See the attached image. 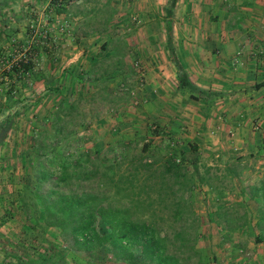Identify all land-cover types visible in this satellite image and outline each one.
<instances>
[{
  "label": "rangeland",
  "instance_id": "obj_1",
  "mask_svg": "<svg viewBox=\"0 0 264 264\" xmlns=\"http://www.w3.org/2000/svg\"><path fill=\"white\" fill-rule=\"evenodd\" d=\"M160 1L0 0V263L130 264L98 259L101 250L92 259L75 253L58 228L43 221L35 227L39 218L26 217L40 208L31 204L33 197L25 187L28 181L33 188L40 163L57 173L60 162L87 150L105 160L119 159L121 151L158 164L184 158L186 175L194 172V187L186 191L168 176L169 196L158 202L153 219L165 228L185 225L202 253V264H230L227 257L232 250L247 246L260 231L259 226L241 224L228 231V239L237 246L220 241L227 231L215 213L222 205L232 209L235 201L231 175L238 169H227L230 153H200L195 141L201 143V136L190 137L191 131L177 126L183 123L179 117L164 111L161 117L151 114L155 103L143 73L151 48L159 41L166 44L169 0ZM61 7L65 10L58 12ZM158 29L163 32L161 40L154 33ZM17 61L30 63L33 75L14 71ZM164 103L174 112V106ZM187 144L191 151L183 155ZM130 157L124 159L120 172L129 171ZM198 175L211 187L199 183ZM102 177L99 173L86 180L73 179L69 187L98 193L104 203L120 204L113 186L102 182ZM177 204L183 215L173 220L171 208ZM146 211L141 207L138 214ZM244 213L248 222L250 211L240 209L236 215ZM48 255L53 262L37 261Z\"/></svg>",
  "mask_w": 264,
  "mask_h": 264
},
{
  "label": "crops",
  "instance_id": "obj_2",
  "mask_svg": "<svg viewBox=\"0 0 264 264\" xmlns=\"http://www.w3.org/2000/svg\"><path fill=\"white\" fill-rule=\"evenodd\" d=\"M167 14L166 44L151 48L143 73L155 103L151 114L179 117L183 123L173 124L191 131L190 137L201 136L198 147L192 144L200 153H230L227 169H238L231 175L233 203L252 213L246 224L262 222L264 229L258 214L264 209V0H175ZM154 33L161 40L163 32ZM176 62L193 88L179 86ZM183 149V155L191 151L189 144ZM220 241L227 243L224 233ZM232 251L230 264H264V238L248 239L247 246Z\"/></svg>",
  "mask_w": 264,
  "mask_h": 264
},
{
  "label": "trees",
  "instance_id": "obj_3",
  "mask_svg": "<svg viewBox=\"0 0 264 264\" xmlns=\"http://www.w3.org/2000/svg\"><path fill=\"white\" fill-rule=\"evenodd\" d=\"M174 2L175 0H169L168 12L171 11ZM56 10L63 12L65 9L61 7ZM29 64L17 61L13 70L24 72L23 74L29 71L33 75L34 72ZM176 65L179 70V86L193 88L185 80L186 74L182 66L178 62ZM77 154L71 159H66L67 162H60V171L57 173L49 169L50 167L48 168L45 163H40V168L35 169L37 181L33 188H30L28 181L26 182L25 187L34 200L31 204L40 206L39 209L35 207L33 212L26 214L27 218H39L33 222L35 227L41 226L40 221H43L46 226L58 228L71 251L82 253L90 259L95 257L97 250H101L100 254L97 253L98 259L109 258L114 263H203L202 253L195 246V239L193 241L190 239L185 225H170L165 228L153 219L158 202L161 203L164 197L166 199L169 196L166 190L168 176L172 178L173 183L186 188V191L194 187L192 183L194 172L186 175L184 158L178 160L171 158L158 164L155 161H144L141 156L132 157L123 151L117 160H105L88 150ZM128 157L131 168L127 173L120 172L122 162ZM193 171L197 174L196 165ZM99 173L103 176L102 182L113 186V195L120 199V204L104 203L98 193L69 187L73 179L86 180ZM196 178L199 183H206L203 175H198ZM206 184L211 187L208 182ZM121 199H125L124 203H121ZM25 205L29 206L26 202ZM179 206L177 204L176 207L171 208L170 216L173 220L183 215ZM231 206L232 209H229L222 205V208L215 213L218 219L223 221L227 231L224 233V238L227 240H231L228 239L230 236L228 231L236 230L241 224L247 223L246 213L242 216L236 215V212L245 208L244 205L232 203ZM141 207H145L148 211L139 215L138 211ZM230 213H234L235 216L231 217ZM258 214L259 220L263 221L264 209H260ZM238 219L245 221L236 224L240 222ZM261 223H258L261 229L259 236L255 237L256 241L264 238ZM51 259L50 255L37 257L40 263L52 261Z\"/></svg>",
  "mask_w": 264,
  "mask_h": 264
}]
</instances>
